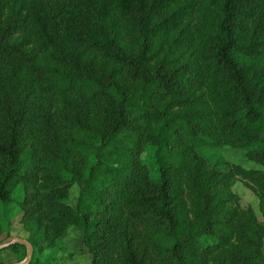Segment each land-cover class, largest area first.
Listing matches in <instances>:
<instances>
[{
    "label": "trees",
    "instance_id": "trees-1",
    "mask_svg": "<svg viewBox=\"0 0 264 264\" xmlns=\"http://www.w3.org/2000/svg\"><path fill=\"white\" fill-rule=\"evenodd\" d=\"M262 169L264 0H0V204L29 264L69 228L89 264H264Z\"/></svg>",
    "mask_w": 264,
    "mask_h": 264
},
{
    "label": "rangeland",
    "instance_id": "rangeland-1",
    "mask_svg": "<svg viewBox=\"0 0 264 264\" xmlns=\"http://www.w3.org/2000/svg\"><path fill=\"white\" fill-rule=\"evenodd\" d=\"M151 150L150 147H146L144 153L142 154V159L145 161L148 168L151 170ZM221 154L223 158L229 162V164L239 165L242 168H258L260 166L253 164L252 161L249 160L248 150L239 147H230L225 146L221 148ZM262 171H264L262 169ZM151 174L154 175V172L151 170ZM233 193L238 197L239 204L242 207H250L254 211L256 218L261 220V216L259 213V199L256 192L250 187L247 181H244L239 176L236 177V182L232 187ZM78 190L77 188H73L69 197V204L74 207L77 199ZM19 195H21L20 191H17L11 195V198L14 200H19ZM13 204V203H12ZM8 207H2L0 204V224L4 229V233L0 237L1 243H6L12 239H22L25 240L27 238V233L24 231L21 225V214H19V210L17 206H10L9 211ZM11 223V224H10ZM8 224L10 226L8 227ZM81 232L77 229L69 228L65 232L62 243L65 248L64 253H59L56 258V264H89L90 257L85 253V251L81 248ZM264 253V249H263ZM69 254H72L70 257ZM2 256L5 258V264H15L14 257L9 252H3Z\"/></svg>",
    "mask_w": 264,
    "mask_h": 264
},
{
    "label": "water",
    "instance_id": "water-1",
    "mask_svg": "<svg viewBox=\"0 0 264 264\" xmlns=\"http://www.w3.org/2000/svg\"><path fill=\"white\" fill-rule=\"evenodd\" d=\"M13 244H20V245L24 246L27 249V253H26L25 259L19 264H29V262L31 260L32 253H33V248L26 240L12 239V241H10L9 243L0 244V251L5 249V248H7L10 245H13Z\"/></svg>",
    "mask_w": 264,
    "mask_h": 264
}]
</instances>
